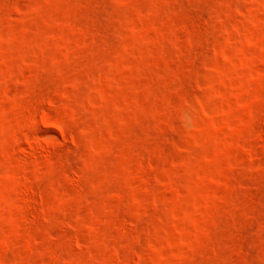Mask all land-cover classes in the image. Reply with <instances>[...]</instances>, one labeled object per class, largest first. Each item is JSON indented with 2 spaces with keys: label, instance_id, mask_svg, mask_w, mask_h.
Instances as JSON below:
<instances>
[{
  "label": "rangeland",
  "instance_id": "374dc122",
  "mask_svg": "<svg viewBox=\"0 0 264 264\" xmlns=\"http://www.w3.org/2000/svg\"><path fill=\"white\" fill-rule=\"evenodd\" d=\"M0 264H264V0H0Z\"/></svg>",
  "mask_w": 264,
  "mask_h": 264
}]
</instances>
